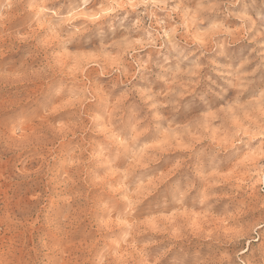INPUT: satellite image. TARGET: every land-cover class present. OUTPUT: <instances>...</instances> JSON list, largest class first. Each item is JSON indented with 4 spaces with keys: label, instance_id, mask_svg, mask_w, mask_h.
<instances>
[{
    "label": "rangeland",
    "instance_id": "374dc122",
    "mask_svg": "<svg viewBox=\"0 0 264 264\" xmlns=\"http://www.w3.org/2000/svg\"><path fill=\"white\" fill-rule=\"evenodd\" d=\"M0 264H264V0H0Z\"/></svg>",
    "mask_w": 264,
    "mask_h": 264
}]
</instances>
